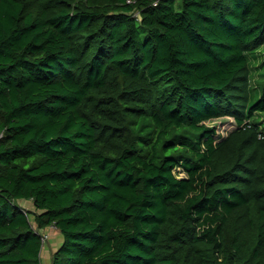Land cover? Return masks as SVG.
<instances>
[{
    "label": "trees",
    "instance_id": "obj_1",
    "mask_svg": "<svg viewBox=\"0 0 264 264\" xmlns=\"http://www.w3.org/2000/svg\"><path fill=\"white\" fill-rule=\"evenodd\" d=\"M48 226L50 264H264V0H0V264Z\"/></svg>",
    "mask_w": 264,
    "mask_h": 264
},
{
    "label": "rangeland",
    "instance_id": "obj_2",
    "mask_svg": "<svg viewBox=\"0 0 264 264\" xmlns=\"http://www.w3.org/2000/svg\"><path fill=\"white\" fill-rule=\"evenodd\" d=\"M255 64H257V63H255ZM258 71H259L258 67L253 69L254 74L257 73ZM256 78H257V76H256ZM210 125H215L218 133H220L221 135H225L227 132H229L231 129H233L235 127V124L233 123L232 119H230V118H220V119L213 120L212 122H210ZM179 170L180 169H178V171ZM180 175H183V173ZM32 223H33V221H32ZM43 234H46L47 237L45 238L43 248H42L41 253H40V264H49L50 257H49V254L47 253V248L49 246V242L51 243L54 240L48 239V233H42V236H43Z\"/></svg>",
    "mask_w": 264,
    "mask_h": 264
},
{
    "label": "crops",
    "instance_id": "obj_3",
    "mask_svg": "<svg viewBox=\"0 0 264 264\" xmlns=\"http://www.w3.org/2000/svg\"><path fill=\"white\" fill-rule=\"evenodd\" d=\"M19 203L24 208H27L30 210L33 209L32 203L30 201L20 200ZM43 233H48V239L54 240L51 243L49 242V246L47 248V253L49 254V257H50L51 252H53L62 242V235H61L60 231L55 226L46 227L43 230ZM49 264H50V261H49Z\"/></svg>",
    "mask_w": 264,
    "mask_h": 264
},
{
    "label": "built area",
    "instance_id": "obj_4",
    "mask_svg": "<svg viewBox=\"0 0 264 264\" xmlns=\"http://www.w3.org/2000/svg\"><path fill=\"white\" fill-rule=\"evenodd\" d=\"M46 237H47V235H46V234H43V236H42L43 240H44Z\"/></svg>",
    "mask_w": 264,
    "mask_h": 264
}]
</instances>
